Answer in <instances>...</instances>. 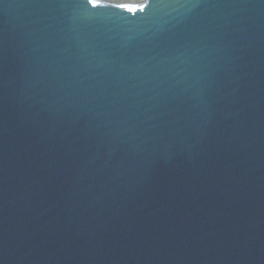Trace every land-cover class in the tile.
Here are the masks:
<instances>
[{"label": "water", "instance_id": "1", "mask_svg": "<svg viewBox=\"0 0 264 264\" xmlns=\"http://www.w3.org/2000/svg\"><path fill=\"white\" fill-rule=\"evenodd\" d=\"M0 264H264V0H0Z\"/></svg>", "mask_w": 264, "mask_h": 264}, {"label": "snow or ice", "instance_id": "2", "mask_svg": "<svg viewBox=\"0 0 264 264\" xmlns=\"http://www.w3.org/2000/svg\"><path fill=\"white\" fill-rule=\"evenodd\" d=\"M89 3H92L95 6L96 0H89ZM118 7H128L127 5H118ZM129 11L135 12L136 8H129Z\"/></svg>", "mask_w": 264, "mask_h": 264}]
</instances>
